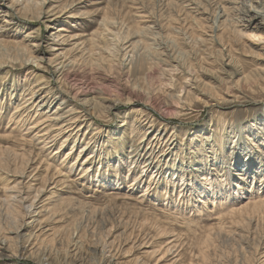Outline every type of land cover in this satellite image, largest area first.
I'll list each match as a JSON object with an SVG mask.
<instances>
[{
  "label": "rangeland",
  "instance_id": "obj_1",
  "mask_svg": "<svg viewBox=\"0 0 264 264\" xmlns=\"http://www.w3.org/2000/svg\"><path fill=\"white\" fill-rule=\"evenodd\" d=\"M225 1L0 0V264H264V18L243 21L264 0ZM36 85L76 116L47 148L31 127L57 103L11 119Z\"/></svg>",
  "mask_w": 264,
  "mask_h": 264
},
{
  "label": "bare ground",
  "instance_id": "obj_2",
  "mask_svg": "<svg viewBox=\"0 0 264 264\" xmlns=\"http://www.w3.org/2000/svg\"><path fill=\"white\" fill-rule=\"evenodd\" d=\"M227 2H228V0H226ZM225 1V2H226ZM235 1V0H234ZM242 1V0H241ZM244 1V0H243ZM248 1V0H247ZM253 2H255V4H260L261 3V1L260 0H252ZM231 2V1H230ZM232 2H233V0H232ZM237 2H238V0H237ZM24 6L26 7V10L27 9H29V10H32V9H34V8H37L38 9V14H37V17L38 18H41V16L44 14V12H43V9L42 8H40V7H43L44 5H46L45 4V2H43V0H24ZM234 3V2H233ZM236 4H238V3H236ZM240 4V3H239ZM253 5V4H252ZM263 5V4H262ZM240 6H242V5H239V7ZM245 6V5H244ZM39 7V8H38ZM235 7V6H234ZM243 7V6H242ZM257 7H259V6H257ZM260 7H261V5H260ZM238 8V7H237ZM255 8V7H254ZM243 9V8H242ZM241 9V10H242ZM238 10H240V9H238ZM258 10H259V8H258ZM258 10L256 11V16L255 17H250L249 18V15H247V12H248V10H246L247 12H246V14H244V17H243V21L245 22V24H244V26H245V28H249V29H253V30H256V31H260V30H262L263 29V26H262V24L263 23H261V22H259V23H257V19H262V17L264 18V16L262 15V13L261 12H258ZM223 11H224V9H223ZM222 11V12H223ZM227 11V10H226ZM245 12V11H244ZM264 13V12H263ZM45 14H47V20H46V23H54V22H56L57 21V19H56V17L52 14V11L51 12H46ZM241 14V13H240ZM243 14V13H242ZM49 15V16H48ZM222 15H223V13H222ZM226 16V15H225ZM240 16V15H239ZM26 17V16H25ZM27 18V17H26ZM225 18V17H224ZM218 19H219V17H218ZM241 19V18H240ZM239 19V20H240ZM35 21V20H34ZM243 21H241V22H243ZM264 21V20H263ZM219 22H220V19H219ZM4 23L6 24V25H2V27H0V29H5L4 27H7V25H10V21L9 20H7V19H5L4 20ZM37 24V23H36ZM44 24H45V22H44ZM1 26V25H0ZM55 29V28H54ZM66 32V30H64L63 28H58V30H57V32H56V34H54L53 32H52V34L51 35H55L54 37L56 38V39H61V41L62 42H66L67 41V38H68V36L67 35H64V33ZM255 33V32H254ZM51 39V38H50ZM70 39V38H69ZM115 39V38H114ZM114 41V40H113ZM114 43V42H113ZM115 44V43H114ZM109 46V45H108ZM117 46L118 45H116V48H117ZM111 47V46H110ZM115 48V47H114ZM118 49V48H117ZM114 51V50H113ZM112 51V52H113ZM108 52V51H107ZM118 52V51H117ZM124 52V51H123ZM19 53H20V51H19ZM19 53H17L18 55H19ZM106 53V52H105ZM110 55H111V49L109 48V52H108ZM114 53V52H113ZM116 54V53H115ZM32 60H34V59H32ZM97 62V61H96ZM18 63V62H17ZM29 63V62H28ZM33 63V62H32ZM30 64V63H29ZM22 65V64H21ZM27 66H28V64H27ZM63 66V65H62ZM37 67V66H36ZM226 69V68H225ZM28 72V71H27ZM66 73V72H65ZM74 74V73H73ZM76 79H77V77H76ZM74 81V80H73ZM81 86V85H80ZM45 88H40L39 86H34L33 88H31V90H30V94L28 95V97L27 98H25V100H24V102H21L20 104L18 103V104H15V106H14V110L12 111V117H11V119L12 120H15L14 121V123L15 124H17V125H26V124H28V123H30V119H31V112L30 111H32L33 109H35V108H37V112L38 111H40L41 113L40 114H36V116L35 117H37L38 115L40 116V115H42V114H45V113H49V110L51 109V107L52 106H54V104L55 103H57V106L55 107V110L53 111V112H50L46 117H44L42 120H40V121H38V122H36L35 123V121H34V126L33 127H31V129H36L37 130V132H35V134H34V136H33V139H32V142H33V140L34 141H39V144L40 143H44V147L43 148H47L48 147V145H50L51 143H53V141H54V139L56 138V137H58L59 135H62L64 132H66V133H68V131H70L69 133V135H72V133H71V131L72 130H69L73 125H75V123H77V122H74V120H75V115L73 116V114H71V115H68V114H65V113H63V110L65 109V108H62L63 107V105H66L67 104V101H66V99H65V97L64 98H59V96L61 95V94H57V93H53V94H50L49 95V92H45V90H44ZM133 95V94H132ZM131 95V96H132ZM135 95V94H134ZM58 97V98H57ZM133 97V96H132ZM139 97V96H138ZM136 98V97H135ZM12 100H13V98H12ZM15 101H17L16 100V98H15ZM19 101V100H18ZM11 102H13V101H11ZM2 104H5V102L3 101V98L1 99L0 98V109H2V111L0 112V113H2L3 112V108H4V106L2 105ZM74 111V110H73ZM19 114H24V117H25V119H22V118H20V120L19 121H17L16 119H17V117L19 116ZM140 125V124H139ZM140 127H142V128H144L143 127V125H140ZM31 129L29 128L28 129V133L31 131ZM137 128H134L133 129V132H134V134H139L140 133V131L138 132L137 130H136ZM149 130L146 132V134H148L149 135V138H148V140L150 141V143L151 142H153V143H156L155 141L156 140H159L160 142H162L163 141V139H164V134L163 133H156L157 131H151V129L150 128H148ZM153 129V128H152ZM136 132V133H135ZM156 133V134H155ZM144 137H145V133H144ZM68 139V138H67ZM66 139V140H67ZM66 140L64 141V143H66ZM72 144H75V142H73ZM63 145V144H62ZM60 146V149H59V151L60 150H62L64 147L63 146ZM75 147H77L78 148V145H72L71 146V148L69 149L70 151H69V153L70 154H72L73 152H74V150H75ZM82 153H83V150H81L80 151V153H79V157H77V158H75V159H73V162H71V164L70 165H72L71 166V169H69L71 172H76V171H78L79 172V168L77 167V165H79V164H81V165H84L85 163H86V161L88 160V158L87 159H84V157H82ZM59 154V152L57 151H55V153H53L52 155H58ZM92 154V153H91ZM51 156V155H50ZM30 158V157H29ZM29 158H27V160L29 161V162H32V160L31 159H29ZM67 160H70V158H67L66 157V159H65V161H67ZM23 162V161H22ZM28 162H26V164H27ZM26 167V166H25ZM50 165H48V168L50 169ZM87 169H88V167H87ZM23 170V169H22ZM26 170V169H25ZM28 170V169H27ZM26 170V171H27ZM56 171H58V170H56ZM59 172V171H58ZM240 173H243V172H246L245 171V169L244 168H240V171H239ZM24 173V172H23ZM143 174V173H142ZM174 174V178H175V176H176V174L175 173H173ZM21 176V175H20ZM62 177V176H61ZM85 177V176H84ZM264 177H260V181L261 182H263L264 181V179H263ZM136 179V178H135ZM95 181V180H94ZM40 194V193H39ZM16 196H15V198H17V199H22L21 197H22V195L20 194H15ZM43 196V195H42ZM141 198H143V197H146V195L145 194H143V195H141L140 196ZM14 198V199H15ZM38 198H39V195H38V197L34 200V201H32V202H30V203H28V205H27V208H26V211H27V213H28V215H29V217H28V222L27 221H23L24 223H23V225H22V229L23 230H19V228H18V230H19V235L17 234V237L18 238H23L25 241H26V245H28V246H32V243H31V241L33 240V237H34V235L33 234H28V233H26L25 231H26V229H30V228H33V226H35V225H37L38 223H40L41 222V218H42V216H43V214L46 212V210L44 209V208H40V210H37L38 209ZM14 199H13V201H14ZM15 201H16V199H15ZM8 202V201H7ZM6 202V203H7ZM17 202V201H16ZM18 203V202H17ZM21 203V202H20ZM213 203V202H212ZM8 204H9V202H8ZM10 205H11V203H10ZM11 206H13V205H11ZM8 208H11V207H8ZM22 208V207H21ZM8 210V209H7ZM11 210V209H10ZM261 210V209H260ZM15 211V210H14ZM18 211V210H17ZM21 211V210H20ZM175 211V210H174ZM19 212V211H18ZM23 213V212H22ZM16 215V214H15ZM19 215V214H18ZM14 216V215H13ZM22 216V215H21ZM24 216V215H23ZM10 217H11V215H10ZM24 218V217H23ZM11 219H13V217L11 218ZM17 219V218H16ZM15 222V221H14ZM20 223V222H19ZM19 223H17V224H19ZM13 225V224H12ZM15 225V224H14ZM21 229V228H20ZM29 231V230H28ZM25 232V233H24ZM11 234V233H10ZM238 234V233H237ZM7 238V237H6ZM9 238V237H8ZM7 240H9V239H7ZM7 240H4V241H1L0 242V250L2 249V248H5V247H3V246H5L6 244V242H7ZM15 240V239H14ZM10 241V240H9ZM19 241V240H18ZM21 242V241H20ZM18 243V242H17ZM12 244V243H11ZM24 246V245H23ZM25 247V246H24ZM77 249V248H76ZM23 250V249H22ZM74 250V249H73ZM32 252V251H31ZM50 253V252H49ZM103 253V252H102ZM105 253V252H104ZM36 256L40 259V262L39 263H41V264H46L47 262L48 263H50V262H52V256L50 255L49 256V254H46L44 251L43 252H41V251H39V253H36ZM54 258V257H53ZM54 260V259H53ZM58 260V259H57ZM46 262V263H45ZM58 262V261H57ZM61 262H67V260H65V259H62L61 261H59V263L60 264H62ZM38 263V264H39ZM54 263V262H53ZM52 264V263H51ZM57 264V263H56ZM66 264V263H65Z\"/></svg>",
  "mask_w": 264,
  "mask_h": 264
}]
</instances>
